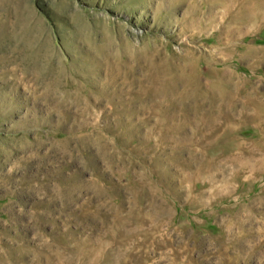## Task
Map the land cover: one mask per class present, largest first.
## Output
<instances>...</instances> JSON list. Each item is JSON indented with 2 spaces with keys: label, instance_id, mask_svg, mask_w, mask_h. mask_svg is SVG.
Here are the masks:
<instances>
[{
  "label": "rangeland",
  "instance_id": "374dc122",
  "mask_svg": "<svg viewBox=\"0 0 264 264\" xmlns=\"http://www.w3.org/2000/svg\"><path fill=\"white\" fill-rule=\"evenodd\" d=\"M256 7L0 0V264H58L139 221L163 244L145 264H264V162L233 159L264 154Z\"/></svg>",
  "mask_w": 264,
  "mask_h": 264
},
{
  "label": "bare ground",
  "instance_id": "6f19581e",
  "mask_svg": "<svg viewBox=\"0 0 264 264\" xmlns=\"http://www.w3.org/2000/svg\"><path fill=\"white\" fill-rule=\"evenodd\" d=\"M261 4H262L261 2H258L259 6ZM258 7L250 10L248 12V15H252L256 19H264V17L261 16V13L264 14V11L263 10L261 11V9H259ZM217 94H218L217 97H215V99L213 101L211 100L212 104L214 106L215 105L220 106V104H222L223 102L227 103V101H228L227 97L232 96V95L230 96V94L228 93V90L225 88H220L219 90H217ZM233 99H235V97ZM229 101L230 102L227 103L226 106H224L227 110H230L233 107V100H229ZM174 104H176V103H174ZM199 108L202 109L201 106ZM260 143H264V140H261ZM257 155L255 153L249 154V155L244 154L243 156H241L239 154V155H235L233 157V159L237 160L238 162H242V163L245 162L246 164H248L251 167V169H255L257 166L255 163L256 160L261 159V161L264 162V154H263V156H260V157ZM259 200L261 202L263 201L262 198ZM140 220L144 223V221H143L144 219L141 218ZM138 223H139V226L137 228L132 229L131 226L126 225L125 227L121 228L122 232L110 233V236L108 237V239H104L102 241V243L97 247L92 246L90 244H86V243L85 244H79L78 247H76L72 251V257L69 260H64V261L58 260L59 261L58 264H145L144 259H143L145 257L144 251L143 250H137V249H139L142 246L152 244V243L157 245V246H160V247L163 244H162V241H160L159 239L149 240L147 236L144 238L145 227L148 229H150V228L152 229L154 227L153 223H150V222L144 223L142 226L140 225V221ZM137 231H140V233H138ZM143 233H144V236L141 239L138 238V235H140V237H141V234H143ZM117 237H123V240L118 241V243H117L115 241L117 239ZM135 239H139V240H137V242H136V241H134ZM144 241H147V242H144ZM234 242H237V241H234ZM238 243H239V241L237 243H235V246L236 245L238 246ZM219 244L221 246V249H224L222 251V253H223L222 258L224 260L226 259V261H227V256L225 254L226 253L225 252V249H226L225 248V241L222 240L219 242ZM154 248H155V246H154ZM194 249L195 248H186L183 252H180V251L174 249L173 253L171 252L173 254V258H171V260L168 263H166L164 261L162 264H195L196 262H194V260L191 256ZM108 251H111V252L114 251L115 255H112V256L106 255V254H108ZM183 254H184V258L180 259V257ZM228 259L231 260L232 262H234L235 256H232V258H228ZM159 261H160V259H159Z\"/></svg>",
  "mask_w": 264,
  "mask_h": 264
}]
</instances>
